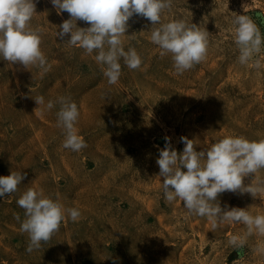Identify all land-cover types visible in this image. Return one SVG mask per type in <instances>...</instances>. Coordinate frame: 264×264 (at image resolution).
Returning <instances> with one entry per match:
<instances>
[{"label": "rangeland", "instance_id": "obj_1", "mask_svg": "<svg viewBox=\"0 0 264 264\" xmlns=\"http://www.w3.org/2000/svg\"><path fill=\"white\" fill-rule=\"evenodd\" d=\"M36 12L32 25L44 29L41 48L51 71L41 77L35 67L0 58V176L27 174L17 192L0 198V264H264L252 251L264 237L254 235L243 250H232L227 240L243 225L212 230L206 218L187 216L181 201L166 202L156 163L165 137L178 153L181 137L192 139L197 151L227 135L264 138V68L238 64L230 31L233 13L245 14L264 36V0H173L162 22L182 18L210 33L206 60L183 75L176 74L171 54L161 57L150 41L151 23L134 16L126 33L134 38L122 39L143 63L130 70L121 60L115 85L107 83L95 53L56 37L67 12L58 15L50 0H37ZM40 95L45 103L60 96L77 103L76 127L87 148L62 147L59 105L43 110L34 100ZM29 187L82 213L31 253L15 219L25 218L16 201ZM219 200L222 207L264 214V197L225 192Z\"/></svg>", "mask_w": 264, "mask_h": 264}, {"label": "clouds", "instance_id": "obj_2", "mask_svg": "<svg viewBox=\"0 0 264 264\" xmlns=\"http://www.w3.org/2000/svg\"><path fill=\"white\" fill-rule=\"evenodd\" d=\"M50 2L58 15L67 12L70 17L59 25L56 37L61 40L69 37L65 42L70 47L83 49L87 55L95 53L94 60L101 66L109 85L118 83L122 75L121 60L130 70L142 66V56L135 47L126 50L122 39L133 37L126 33L134 16L151 23L150 41L159 47L161 57L171 54L176 74L183 75L207 58L211 41L206 28L182 18L162 22V15L173 7V0ZM36 3L37 0H0V58L25 69L35 67L43 77L52 65L41 48L44 29L32 25L37 14ZM77 21L90 26L78 27ZM230 23L238 64L259 72L264 68L261 29L245 14L233 13ZM34 100L38 106H44L43 110L50 111L59 105L57 127L64 136V149L78 153L88 147L76 127L80 111L71 97L60 96L45 103L44 96L40 95ZM180 139L184 148L178 153L171 146L170 138L165 137V146L156 161L165 201H181L187 216L206 218L212 230L225 224L243 225L245 230L241 234H231L227 240L232 250H243L254 235L264 237V214L254 215L249 208L222 207L219 200L225 192L250 194L253 199L264 197V176L259 175L264 170V138L249 140L245 136L227 135L202 151L196 150L192 139ZM26 175L11 171L10 175L0 176V198L17 192ZM247 177H251L250 183H245ZM16 203L24 209L25 218L21 221L17 214L15 219L20 222V231L29 237L28 253L48 243L66 220L78 222L82 215L78 208H66L58 198L45 195L42 188H27ZM252 251L264 256V242L257 243Z\"/></svg>", "mask_w": 264, "mask_h": 264}]
</instances>
